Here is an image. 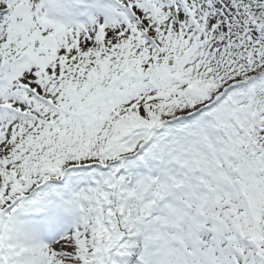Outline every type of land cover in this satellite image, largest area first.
I'll list each match as a JSON object with an SVG mask.
<instances>
[{
	"label": "snow or ice",
	"instance_id": "snow-or-ice-1",
	"mask_svg": "<svg viewBox=\"0 0 264 264\" xmlns=\"http://www.w3.org/2000/svg\"><path fill=\"white\" fill-rule=\"evenodd\" d=\"M0 264H264V0H0Z\"/></svg>",
	"mask_w": 264,
	"mask_h": 264
}]
</instances>
